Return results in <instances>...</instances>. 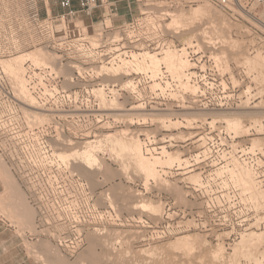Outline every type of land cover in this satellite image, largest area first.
<instances>
[{"label": "rangeland", "instance_id": "374dc122", "mask_svg": "<svg viewBox=\"0 0 264 264\" xmlns=\"http://www.w3.org/2000/svg\"><path fill=\"white\" fill-rule=\"evenodd\" d=\"M122 4L124 5L123 10L129 15V21L119 26H112L111 20L108 18L104 19V23L101 18L98 22H91L90 18L82 16L73 20L90 37L105 39L106 43H112L118 41L124 35L122 34L123 31L128 34L132 33L128 29V24L131 21L142 15L151 16L157 21L159 31L166 37L171 49L178 50L179 48L189 47L190 49L193 48L197 54L191 55L189 59L187 56L191 66L184 74L192 73L194 76H205L207 82H210L213 74L217 77H229L232 81H236L237 85L240 82V90L236 95H238L241 103L250 97L247 96L246 98L242 95L247 87L252 91L251 95L257 93L255 83L251 81L252 77L242 82V79H244L242 78V69L244 72H246V69L242 68L239 63L244 57L252 58L258 52H261L259 42L262 39L255 30L259 29L260 25L256 19L264 20V13L261 8L249 7L247 11L251 15L244 13L241 16L237 12H233V14L223 13L205 1L190 5L188 0H124ZM204 4L209 5L213 12H217L216 14H219L226 21V24L218 25L217 21L210 17H197L193 20L187 19L184 22L186 24L183 23L182 26L179 25L180 27L167 26L171 22L170 14H176L180 11L188 13L190 8ZM116 7L119 10L117 2ZM2 12L18 13L29 17L35 15L38 19L45 20L47 17L54 19L57 15H61L63 10L59 7L57 0H0V14ZM106 13L107 11H105V15ZM104 26L109 27V29L104 30ZM7 31L9 33L8 27ZM190 38L192 39L191 47L184 44V41ZM2 41L5 42V40ZM232 41H237L236 43L239 46L236 47L235 44V48L232 49ZM252 46H254L253 49ZM34 49H40L47 52V54L49 53L52 57L54 56L55 63L53 61L50 64L56 65L59 75L65 80L66 90L77 86L70 85L67 82V77L68 79L69 77L72 78L74 74V70L69 69L70 67H76L75 70H80V67L68 61L60 66L52 51L45 49L43 46L26 51ZM225 66H227V71ZM68 72L70 73L68 74ZM70 74L71 76H68ZM238 74H241V78ZM119 75L113 77V79L102 75L101 86L117 84L120 87L124 82L122 79L124 73ZM171 80L178 83L177 79L171 78ZM90 88L95 91L100 87L94 85ZM209 96L212 95L208 91L206 97L209 98ZM256 96L258 99H255ZM256 96L251 98L255 99L256 102L248 104L249 108L254 107L262 100L264 101V93ZM169 97L176 99L177 93H170ZM176 104L173 100V103L168 102L162 107L153 105V107H147L144 111L136 112L147 114L145 123H143L141 117L133 115L135 112L130 109L135 104L129 103L126 99L117 101V106L112 107V109L119 108V111L101 110L99 113L92 112V114L105 115L103 123L98 125L95 124L94 119L86 116L88 112H71L67 109H40L42 113L49 114L46 117L48 120L44 124L42 122H35L34 124L32 121L33 125H31V120L29 122V118H27L28 121L24 118L26 126L40 127L46 131V139L51 146V152L58 167L68 171L85 183L89 189L90 197L93 198L94 208L98 211L108 208L113 209L119 217V223L117 225L103 224L88 231L85 249L72 259L66 258L47 238L41 236L32 238L36 233V212L29 202L30 185L27 184L26 177L20 169L15 168L13 171L11 167H8L11 173L10 180L13 183L10 184L11 186L15 184V191L12 189L13 186L9 190L12 189L14 197L17 192V201H13L12 198L10 201L6 200L5 207L10 206V209L13 210L11 206H14L15 211L18 209L16 213L18 214L20 211L22 215V218H17L21 215L16 214V218L14 217L13 220V218L9 219L0 210V250L2 249L1 243L6 240L10 246L11 256L14 258L10 263H17L18 259L25 257L27 264H231L234 261L240 264H252L242 254V257H239L240 254L235 256L233 248L240 241L241 235L251 231H264V222L261 220L264 217V202L257 205L256 201L251 200L247 194L243 193L236 177H233L231 173L219 174L218 168L220 166L206 167L204 164L191 166L192 159H195L194 155L204 150L201 141L194 142L204 136V131H208L209 127L206 122H200L199 120L207 119L208 116L197 119L198 122L193 126L195 129L171 128L168 131L160 125L152 123L150 117H148L152 114L167 112L177 114L235 112L240 110L239 108L242 105L230 109L213 110L211 106L203 109L191 103L183 106L182 104L176 106ZM18 105V102L14 100L13 106L22 113ZM183 108L185 109L183 110ZM194 116L197 118L196 115ZM170 118L172 120L178 118V120H182L179 116H171ZM79 119L80 122L77 123ZM84 121L86 124H84ZM244 121L248 127V120L245 118ZM219 126L224 127L222 124H216V127ZM87 127H90L88 131H86ZM120 131H123V133H120ZM116 133L120 134V137L125 135L123 137L125 139L133 137L140 140L143 143L144 150L155 148L157 149L156 152H160L161 150L159 151L158 148L163 146L168 152H177L181 159H187L188 165L183 162L180 165L177 163L171 167H159L157 168L158 178L145 181L143 175L135 169L133 163L122 157V159L119 158L120 155L115 156L111 150L110 153L113 154H110L107 146L96 150L95 154L98 162L92 166L83 164L77 157L72 160V157H70V163L66 165H63L56 158V153L73 155L82 150L83 143L86 141L98 140V138L105 137L106 134ZM188 134H193V136L197 134L198 136L192 140L184 141ZM249 134L250 136L235 139L232 144H237V147L249 145V140L256 136L254 129H250ZM168 136L173 138L170 140ZM259 137L264 138V132ZM154 156L158 155L154 154ZM0 159L2 160L1 157ZM231 163L228 164L230 165L229 168L232 167ZM194 175L197 176L198 182L192 180L191 177ZM255 182L262 190L264 189L261 183H258V180H255ZM218 190L222 191L220 194L215 195ZM6 193H8L7 190ZM9 193L11 194L10 191ZM212 193H214L213 196H211ZM6 195L4 197H7ZM218 196L223 199L220 200ZM8 198H10L9 195ZM77 202L82 206L81 199H78ZM142 203H145V205L146 203L150 204L152 208L157 207L158 210L155 211L156 209L145 207ZM209 203L218 206L226 203V212L223 213L224 215L217 211L207 213L206 206ZM23 211V214H25V211L27 212L25 218H23ZM222 218L228 219L226 227L219 225ZM182 236H190L188 243L193 244L191 248H176L172 245L177 238ZM260 243L257 256L264 250V236ZM40 245L44 248L32 249ZM218 247L222 248V253L217 259H214L212 253ZM87 253H90V257L84 258ZM231 258L234 260L233 262L230 261Z\"/></svg>", "mask_w": 264, "mask_h": 264}, {"label": "built area", "instance_id": "2783aa9c", "mask_svg": "<svg viewBox=\"0 0 264 264\" xmlns=\"http://www.w3.org/2000/svg\"><path fill=\"white\" fill-rule=\"evenodd\" d=\"M199 1H206L226 14H233L232 10L236 9L240 13L251 15L247 10L252 6L261 8L264 13V0H188V3L192 5ZM74 2L77 8L73 7ZM58 4L66 11V14L51 21H40L35 15H30L26 19L15 17L8 13L0 15V41L10 38L3 32V28L7 25L21 27L20 36H26L21 39H19L20 36H16L12 43L0 44L2 47L0 54L14 55L18 53L17 49L24 40H27L30 44L44 43L66 58L76 60L86 67L92 66V72L94 73V68H100L103 65L111 66V64L117 63L118 59L116 57L118 54H120L121 59L129 61L131 52H160L161 49L166 48V43L168 45L166 37L159 31L157 21L147 15H142L131 21L128 29L132 33L128 34L122 30L124 35L113 44L105 43V40H99L97 44H92L88 35L80 27L68 25L66 18L74 19L78 13L90 15L95 9L104 11L105 7L109 8L108 12L116 15L118 12L116 5L110 4L108 0H58ZM256 20L260 25L259 29L255 30L262 39L259 42V48L264 53V20ZM25 22H27V30ZM57 28L63 29L61 36H58ZM30 34L33 37L26 39ZM14 42L16 43L14 44ZM14 45L17 49H15ZM253 47L251 48L253 49ZM186 50L188 59L191 55H197L193 48ZM161 70L164 72L163 76H161L163 80H158V82L163 86V89L166 88L165 83L168 82L172 91L168 89L163 93L160 90L153 91L150 85L149 73L137 74L130 71L127 76H124V79L130 81L131 88L122 90L117 84L111 87H102L106 100L112 102L116 99L122 100L126 96L132 103L145 109L147 107L151 108L153 105L162 107L168 102L173 103L174 99H171L168 95L176 93L180 89L177 88L178 84L171 80L169 74L165 73L163 68ZM26 71L29 89L37 96L39 103L49 107L64 104L73 108L76 106L81 107L83 102L91 103L92 100V106L99 108V103L90 98V90L88 88L82 89V94H79L80 97H67L59 90L58 79L49 69H35L34 66L29 65ZM238 75L241 78V74ZM188 76L190 77V83L196 85L199 90L194 96L184 94L186 98L183 100L179 98L174 101L177 103L176 106L191 103L203 109L211 106L213 110H221L239 105L236 92L240 88L234 87L232 79L229 77H217L213 74V79L211 78L210 82H207L205 76H191L190 74ZM242 78H244L242 82L250 78L243 69ZM95 79L98 80V78ZM106 88L109 90H105ZM111 90H113V93ZM208 91L212 95L209 98L206 97V92ZM9 93L10 87L8 83L0 81V105L8 101ZM248 102L249 104H254L256 101L255 99H250ZM12 118L6 113H0V151L10 157L11 160L9 161L22 169L26 175L30 185V202L37 211V229L43 231V235L51 239L53 242L51 244L62 255L72 259L86 247L85 233L87 231L104 223H118V219L106 214L103 215V213L96 210L93 206V198H90L85 183H80L67 172L60 171L54 166L48 154L47 145L37 138L39 132L24 133L18 124L12 122ZM207 130L204 131L206 134L205 151L208 149L211 154L205 156L199 154V162L195 163L194 159H192V164L195 163L194 166L204 164L206 167L222 166L225 162L218 154L224 151L226 158L230 159L232 148L226 144H221V137L223 139L227 138L223 131ZM248 146H244V151L238 148L234 156L238 162L251 171L254 179L258 180V183H261V186L264 187V155L258 151L251 152ZM40 166H43V168ZM221 191L218 190L215 195L220 194ZM213 195L214 193L211 194V196ZM218 198L220 200L223 199L221 196H218ZM78 199L82 200V206L78 204ZM226 206V203L219 206L209 203L206 206V210L207 213L217 211L224 215ZM221 220L219 225L226 227L228 219L222 218ZM260 258L262 264H264V250Z\"/></svg>", "mask_w": 264, "mask_h": 264}, {"label": "bare ground", "instance_id": "6f19581e", "mask_svg": "<svg viewBox=\"0 0 264 264\" xmlns=\"http://www.w3.org/2000/svg\"><path fill=\"white\" fill-rule=\"evenodd\" d=\"M206 3H208V2H206ZM110 4L116 5V2L111 1ZM209 5L204 4L201 6L190 8V11L188 13L180 11V12H177L176 14H170L171 22L169 24H167V26H169V27H173V26L177 27L179 25L182 26V24L187 19L193 20L194 18H197V17L198 18L199 17L200 18L201 17H210L214 21H217L218 25H225L226 21L223 20V18L220 17L219 14L217 15L216 14L217 12L216 13L213 12L212 8ZM73 7L77 8L75 2L73 3ZM62 10H63V13L59 16L57 15L56 17H61V16H64L66 14V11L64 9H62ZM95 10H102V9H95ZM95 10H93L90 15L78 13L74 19H77L80 16L86 17V18H91L92 14ZM108 10H109V8L107 9L106 7H105L104 11L102 10L101 19H102L103 23L105 21L104 20L105 18H108L109 20H111L112 18H115L117 16V13H116V15H114V14H111L110 12H108ZM105 11H107L106 15H105ZM232 11L241 14V16L244 15L243 13H240L236 9H233ZM4 13H6V12H4ZM4 13L2 12V14H4ZM2 14H0V15H2ZM8 14L13 15L15 17L23 18V19H26L27 17H29L26 15L18 14V13L17 14L8 13ZM38 20H40V19H38ZM51 20L52 19L47 17L43 21H51ZM40 21H42V20H40ZM66 23L68 25H71V26L74 25L76 27H80L84 31V33H86L85 30L79 24L75 23V21L73 19L66 18ZM130 24L131 23H129L128 26ZM184 24H186V23H184ZM25 25H26V30H27V22H25ZM7 27H8L9 33L7 31ZM108 29H109V27L104 26V30H108ZM20 30H21V27H19V26L18 27H13L10 25L5 26L3 28V32L6 33L7 36L10 38L5 39V42L0 41V44L5 45L8 43H12L13 42L12 40H14L16 36H18V37L20 36V34H21ZM57 34H58V36H61L63 34V29L57 28ZM86 35H88V34L86 33ZM25 37H26L25 35H22L19 37V39L25 38ZM32 37L33 36L30 34V36L26 39H30ZM88 37H89V40L92 44H97V42H99V40L100 41L102 40V39H98V38L94 39V38L90 37L89 35H88ZM192 39H193V37H192ZM192 39L191 38L186 39L184 41V44L191 47L192 46V44H191ZM114 42H112V44ZM236 42L237 41H232V43H231V46L233 44L232 49L235 48V46H234L235 44H236V47L239 46L238 43H236ZM15 43L16 42H14V44ZM107 43L111 44L110 42H107ZM1 45H0V52L2 49ZM39 46H43L45 49L52 51V53L57 58V60H56L57 63L60 66H62L63 63H66L68 61V62L75 63L74 64L75 66L80 67L79 68L80 70H75L76 67L75 68L70 67L69 69L74 70V74H73L72 78L69 77V79H68V77H67V80H68L67 82H69L70 85L74 84L77 86L72 87L69 90H66L64 78L61 75H59L56 65L50 64V63H53V61L55 63L54 56L52 57V55H50L49 53L47 54V52H44L40 49H34L31 51H26V50H29L31 48H35V47H39ZM14 47H15V49H17V47L15 45H14ZM186 49H190V48L184 47V48H179L178 50H176L175 48L171 49L170 43H168V45L166 43V48L161 49L160 52H157V53L156 52L151 53V52H146V51H144V52H131L129 61H127L125 59H121L120 54H118L116 57L118 59L117 63L111 64V66L103 65L100 68H94L93 69L94 73H93L92 72V66L86 67V66L81 65L76 60L66 58V57L60 55L59 53H57L56 50L49 48L44 43L30 44L29 42H27V40H24V42L21 45H19V48L17 49L18 53L14 54V55H2V54H0V81L7 82L9 87H10V93L8 96V101L0 105V113H6V114L12 116L13 117L12 122L14 124H18L23 129L24 133L38 131L39 133H38L37 138H38V140L43 141L47 145L48 154H49L50 159L52 160L54 166L57 167V169L60 171H63L65 173L67 172V174H69L71 177H73L75 180H78L81 183L82 181L79 180L77 177H75L74 175H71L68 171L58 167V164H57L56 160L54 159L53 154L51 152V146H50L48 140L46 139V134H47L46 131L40 127H30V126L28 127V126H26L25 122H24V118L25 119L29 118V122L31 120V123H30L31 125H33V123L35 124V122H37V123L42 122V124H44V122H47L48 118H46V117L49 114L47 115L45 113H42L40 111V109H50V110H54V109L65 110V109H67L68 111H71V112H88V114L86 116L94 119V122L96 125L101 124V123H103V120L105 117V115H103V114H98L99 112H101V110L116 111L119 108L112 109V107L114 105H116L117 101H123V99H126L129 101V103H132L128 99V97H126V96L123 97L122 100L116 99L115 101H112V102H109L108 100H106L105 93H104V90L102 87H111V86H109V85H102L101 86V78H102L101 76L105 75V76H107V78L113 79V77H115L121 73H124V76L125 75L127 76V74L130 71H133L137 74L149 73L150 74V80H151V84H150L151 89L153 91L160 90V92L163 93L166 91V89H168V90L171 89V86L169 85L168 82L165 83L166 88H164V89H163V86L158 82V80H163L161 78V76H163V74H164V72L161 70V68H163L165 70V73L169 74V77H171L172 79H177V81L179 83V84L177 83L178 84L177 88H179L180 90L176 92L177 97H176V99H174V101H176L179 98H181L182 100L184 98H186V97H184L185 96L184 94L194 96L199 89L196 85L190 83V77L188 76L189 74L188 75L184 74V72L191 66L188 59H187L188 55H187ZM24 51H26V52H24ZM217 59L218 58L216 57V60ZM237 64H238V61H237ZM29 65L34 66L35 69H37V68L49 69L50 72H52L56 76V78L58 79L59 90L62 91V93H64L67 97H70V96H74L75 98L80 97V95L82 94V89L88 88L90 90L89 91L90 98L94 99L95 102L99 103V108L97 109V108L92 106V102H93L92 100H91V103H84L83 102L81 107L76 106L73 108H71L69 106H65L64 104H57L55 107H49V106H46L42 103H39L37 96L35 94H33L29 89L27 71H26V68ZM239 65L242 68L246 69L245 73L248 77H252L251 81L255 83V87H256L255 89L257 91V93L255 95H251L252 91L250 90L249 87H247V90L244 91L242 93V95L246 98H247V96H250V97L247 98L246 101H244L242 103L239 101V105L240 104L242 105V107L239 108L240 110H237L235 112H221V113L219 112V114L218 113L215 114L213 112L212 113H199V114H197V113H194V114L193 113H179V114H177V113L167 112V113H162V114H152L148 117H150L152 123H156V124L160 125L162 128H164L166 131H168L171 128L172 129L173 128L174 129L175 128L176 129H179V128L195 129V127L193 128V126L195 123L198 122L197 119L208 116L207 119L204 118V119H200L199 121L204 122V123L206 122L209 125L208 129L210 128V130H212V131H220V130L223 131L227 138L223 139V137H221V139H220L221 144H226L228 147L232 148V156L230 159L226 158L224 151L222 153L218 154L219 157L222 158L225 162V163H223L222 166H220L218 168V170L220 171L219 174H223L225 172L231 173L233 175V177H236L237 182L242 189V192L247 194L251 200L256 201L257 205H260L261 203L264 202V189L262 190L261 187L258 186L257 182H255L251 171L248 168H246L244 165H242L240 162H238V160L234 156V154L238 148H240V149H242V151H244V146L237 147L236 146L237 144H232V143L234 142L235 139H240L244 136H250V134H249L250 129H254L255 135L257 137L255 136L249 140L248 148L251 152L252 151H258L259 153L264 155V138L259 137L264 132V101L262 100V101L258 102V104H256L254 107H251V108L248 107L249 102L247 103V101L249 99L254 98L258 94L264 93V53L261 50V52H258L252 58L244 57L241 60V62L239 63ZM225 70L226 71L228 70L227 66H225ZM70 72H68V74ZM88 72H89V74L87 75ZM66 74H65V76H66ZM190 75L193 76L192 73ZM68 76H71V74ZM124 76L122 77L124 82L120 86V88L122 90H127V88H131V83H129L130 82L129 80L126 81L124 79ZM52 77H53V75H52ZM95 78H98V80H96ZM232 84L234 87L239 88V86H240V83L238 82V85H237L236 81H232ZM94 85H97V87H100V88L99 89L97 88V90H95V91L91 90L90 86H94ZM105 90H109V89L106 88ZM111 92L113 93V90H111ZM180 93H183V94H180ZM82 98L85 99L84 97H82ZM255 99H258V97ZM14 100H16L18 102V104H19L18 106H19V108H21V111L24 115L22 113H20L15 106H13ZM238 100H239V98H238ZM178 103H180V102H178ZM146 109L140 105H135L130 110L135 112L133 115L141 117L143 123H145V120L147 119L146 118L147 114L146 113L145 114L136 113V112L144 111ZM184 109L185 108H183V110ZM186 110H187V107H186ZM218 110H220V109H218ZM92 112H98V113L92 114ZM89 113H91V114H89ZM194 115H196L197 118H195ZM171 116H175V117L179 116L182 118V120L181 121L178 120L179 118L177 120H172V118H170ZM245 118L248 120V125H249L248 127H247V124H245V121H244ZM27 121H28V119H27ZM32 121H33V123H32ZM79 122H80V119L77 121V123H79ZM84 124H86L85 121H84ZM216 124H222V125H224V127L223 126L216 127ZM89 129H90V127H87L86 131H88ZM118 133L106 134L105 137L104 136H103V138L101 137L102 139L98 138V140L86 141L85 143H83L84 147L82 145V147H83L82 150L80 152L74 153L73 155H69V154H65V153H56V158L58 161L62 162L63 165L64 164L66 165V164L70 163L69 162L70 157H72L71 160L76 159V157H77L83 162V164L92 166L98 162L96 154H95L96 150L100 149L103 146H104V148L107 146V149H109L108 150L109 153L112 151L115 156L118 157L120 155L119 158L122 157L124 159H127L131 163H133V166L135 167V169L137 171H139V173H141V175H143V178L145 181L156 180L158 178L157 168H159V167H163V166L171 167L177 163H178V165H180L183 162L188 165L187 159H181L180 155L177 152H174V153L168 152L166 150V148L163 146L158 148L159 151L161 150L160 152H156L157 149H155V148L144 150L143 149V143H141L140 140L135 139L133 137H131L129 139H125V138H123L126 135L125 132H124L125 135L123 137H120V134L118 135ZM120 133H123V131H120ZM197 136H198L197 134L195 136H193V134H188V136H186L184 138V141L192 140L193 138H195ZM205 137H206V134L204 136H202L201 138H199L198 140H196V142H194V143H197L200 141L202 142V146H203L204 150L202 152H200L199 154H203L204 156L211 154V152H209L208 149L205 151V148H206ZM172 138L173 137H169L170 140ZM170 140H168V141L170 142ZM104 148H103V150H104ZM25 151H27V150H25ZM105 151H106V149H105ZM145 152H146V154H145ZM113 153H110V154H113ZM154 154L158 155V156H154ZM199 154L194 155L195 159L194 158L193 159H194L195 163L199 162ZM146 155H148L150 157H147ZM0 157L2 158V160L4 161V163L8 167H11L12 170L15 168L18 170L20 169L19 167H17L13 163H11L9 161V160H11V158L7 157L1 151H0ZM228 160H230V161L227 162ZM230 163L232 166L231 168H229L230 165H228ZM194 164H192L191 166H194ZM40 167L43 168V166H40ZM20 170L22 171V169H20ZM24 175H25V173H24ZM25 177H26V175H25ZM191 178L193 181L198 182L196 175L192 176ZM26 182H27V184H29L27 179H26ZM6 184L8 185V183H6ZM11 184H13V183L11 182ZM11 184L9 183V186L5 185V186H7L8 189L6 188L5 192H3V194L5 193L4 194V196H5L10 191L11 194L10 193L8 194L10 198L7 199L8 195H6L7 197L0 195V210H1V212L5 213L9 217V219L13 218V220H14V217L16 218V214H17L16 211L18 209H16V211H15V208H13L14 206L13 207L11 206V208L13 209V210H11L9 205H8L9 206L8 208L5 207V204L7 203L6 200L10 201V199L12 198L13 201H17V199H16V197H17L16 193L17 192L15 193V195H16L15 197H14V194L12 192V189H14V191H15V187H14L15 184L12 185L13 187L11 186ZM11 187H12V189L9 190ZM87 189H88V187H87ZM6 190L8 193H6ZM88 192H89V189H88ZM89 195H90V192H89ZM29 200H30V196H29ZM142 205L145 207H149L150 209H156L155 211L158 210L157 207L152 208V206L150 204H147V203H146L147 206L145 205V203L144 204L142 203ZM145 207H144V209H145ZM34 210L36 212V219H35V232L36 233H35V236H32V238H35L37 236H41V237L47 238L51 243H53L48 236L43 235V231H39L37 229V224H36L37 223V211L35 208H34ZM100 212L103 213V215L106 214L108 216L116 217L118 219V223H119V217L116 215V213L114 212L113 209L108 208V209H105V210L100 211ZM23 213H24V211L22 212V214ZM26 213L27 212L25 211V214H23L24 215L23 218L26 217V215H27ZM17 215H21L20 211L18 212ZM17 218H22V215H21V217L17 216ZM20 220H22V219H20ZM261 220L264 222V217H262ZM17 221H18V219H17ZM22 221H24V220H22ZM118 223H104V224L117 225ZM23 224H25V223H23ZM87 232L85 233V243H86ZM263 236H264V231H261V232L251 231L247 234L241 235L240 241L233 248V254L235 256H237V254H240L239 257H242V255H243V257L245 259L247 258V260L252 262V264H262V261L260 258L261 253L259 256H257V254H258V251H259V248L261 245L260 242L262 241ZM189 239H190V236L179 237L175 240L174 243H172V245H174V247H176V248L181 247V248L189 249V248H191V245H193L192 243L191 244L188 243ZM38 247L39 248L42 247V249L44 248L42 245H40L37 247L35 246L32 249H34V248L37 249ZM29 249H31V248H29ZM221 253H222V248L218 247L214 251V253H212L213 258L217 259L221 255ZM231 256H233V255H231ZM89 257H90V253H87L84 256V258H89ZM232 258L230 261L233 262L234 260ZM235 260L237 261L236 257H235ZM231 264H240V263H237V262L235 263V261H234Z\"/></svg>", "mask_w": 264, "mask_h": 264}, {"label": "crops", "instance_id": "0c3cea01", "mask_svg": "<svg viewBox=\"0 0 264 264\" xmlns=\"http://www.w3.org/2000/svg\"><path fill=\"white\" fill-rule=\"evenodd\" d=\"M109 1L117 2V6L119 9L117 17L111 19V25L119 26L129 21L128 13L123 10L124 5L122 4V2L124 0H109ZM101 15H102V10H97V11L95 10L90 18L91 22L100 21ZM10 174L11 173L8 169V166L5 165V163H3V161L0 159V195H3V192H5V189L7 188V186H9V183H11ZM6 183H8V185ZM1 245H2V249L0 250V264H27L25 261V257H23L22 259H18L17 263L16 262L10 263V261L14 258L13 256H11L9 243H7V241L5 240L1 243Z\"/></svg>", "mask_w": 264, "mask_h": 264}]
</instances>
